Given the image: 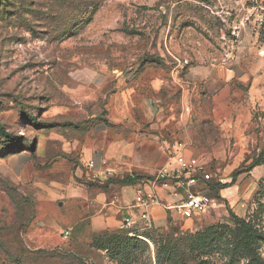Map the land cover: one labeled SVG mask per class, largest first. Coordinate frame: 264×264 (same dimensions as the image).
Instances as JSON below:
<instances>
[{"label":"rangeland","instance_id":"rangeland-1","mask_svg":"<svg viewBox=\"0 0 264 264\" xmlns=\"http://www.w3.org/2000/svg\"><path fill=\"white\" fill-rule=\"evenodd\" d=\"M225 62L245 65L239 97L253 141L197 155L215 205L136 238L118 230L91 243L92 231L72 230L74 188L61 184L72 180L86 129L113 126L115 99L154 97V85L168 111L181 95L175 66ZM263 73L264 0H0V126L23 138L10 150L0 135V264H264V164L246 171L264 161V83L252 91ZM207 109L193 100L189 111ZM230 211L257 229L252 250Z\"/></svg>","mask_w":264,"mask_h":264},{"label":"crops","instance_id":"crops-1","mask_svg":"<svg viewBox=\"0 0 264 264\" xmlns=\"http://www.w3.org/2000/svg\"><path fill=\"white\" fill-rule=\"evenodd\" d=\"M180 66H175L170 76L181 95L173 97L168 111L161 104L162 99L155 98L160 88L154 85V97L138 94L132 98L130 93L115 99V107L121 113L113 110V126L95 125L86 129L79 143L78 159L69 162L72 180L61 185L64 191L70 185L74 188L72 198L79 216L73 218L72 230L79 236L81 231H92L88 242L94 234L121 230L130 214L133 230L145 231V209L139 203V191H153L163 203L181 201V197L161 187L153 189L148 183L162 167L175 166L176 157L182 152L180 143L185 145L183 153L187 158L201 160L197 157L202 155L200 151L246 150L253 141L252 112L239 97L238 80L245 65L225 62L187 66L182 70ZM262 83L264 73L253 81L252 91ZM193 100L208 102L210 109L192 114L189 110ZM248 104L257 106L258 101L252 99ZM210 129H215L218 135H231L235 141L223 136L211 138ZM126 177L138 180L131 185L118 184ZM202 185L198 189H203ZM63 204L58 201L57 207L61 209ZM150 213L153 229L164 228L172 218L182 217L158 205H152Z\"/></svg>","mask_w":264,"mask_h":264},{"label":"built area","instance_id":"built-area-1","mask_svg":"<svg viewBox=\"0 0 264 264\" xmlns=\"http://www.w3.org/2000/svg\"><path fill=\"white\" fill-rule=\"evenodd\" d=\"M179 147L182 152L176 157L175 166L162 167L148 183L153 189L161 187L182 199L175 203H163L153 191L151 193L139 191V203L145 209L143 214L145 231L153 228L150 213L152 205L175 211L186 220L210 210L215 205L212 197L204 193L202 189H198V185L212 180V175L208 173L206 165L200 159L187 158L183 153L185 148L183 143H180ZM90 167L93 168V164H90ZM133 225V216L130 214L121 226V230L128 231L131 236L135 237L137 233L133 230ZM68 236L69 232L66 233L65 238L68 239Z\"/></svg>","mask_w":264,"mask_h":264},{"label":"trees","instance_id":"trees-1","mask_svg":"<svg viewBox=\"0 0 264 264\" xmlns=\"http://www.w3.org/2000/svg\"><path fill=\"white\" fill-rule=\"evenodd\" d=\"M193 120L194 119H192V121ZM202 130L204 131V128ZM0 135L3 136L5 139L4 149H10V148L12 149L14 147H20L23 144L22 143L23 138L21 136H14V135L8 133L2 126H0ZM27 144H28V146L30 145L29 143H27ZM9 153H11V152H9ZM261 156L262 155H259V157L257 159H255V162L253 163L251 168L246 170V171H252L254 168L263 165L264 161L260 160ZM241 174H242L241 172H235L233 175L232 183H234L236 181V179L238 178V176H240ZM137 180H138V178L126 177L125 179L118 181V184H120V185H131V184L136 183ZM230 214L234 218V220L240 226H242V228L244 230V239L243 240H244L245 247L247 249L252 250L254 248L255 241L259 238V233H258L257 229L250 222H248L247 220L235 215L232 211H230ZM95 236H96V234L93 236L92 240L90 241L91 243L94 241ZM136 237L137 236H135L133 238H136ZM78 259L82 262H89L88 259H81L79 257H78Z\"/></svg>","mask_w":264,"mask_h":264}]
</instances>
